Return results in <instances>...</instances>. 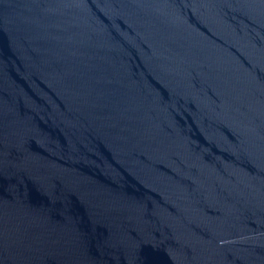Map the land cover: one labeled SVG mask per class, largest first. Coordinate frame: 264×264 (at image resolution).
<instances>
[{"label": "water", "instance_id": "1", "mask_svg": "<svg viewBox=\"0 0 264 264\" xmlns=\"http://www.w3.org/2000/svg\"><path fill=\"white\" fill-rule=\"evenodd\" d=\"M0 264H264V0H0Z\"/></svg>", "mask_w": 264, "mask_h": 264}]
</instances>
